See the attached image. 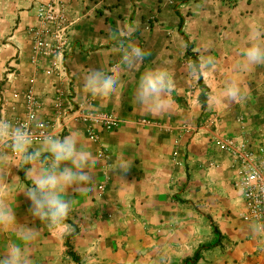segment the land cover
<instances>
[{
	"label": "crops",
	"instance_id": "0c3cea01",
	"mask_svg": "<svg viewBox=\"0 0 264 264\" xmlns=\"http://www.w3.org/2000/svg\"><path fill=\"white\" fill-rule=\"evenodd\" d=\"M51 1L29 0L24 9L0 12V107L3 99L10 106L17 105L16 115L8 111L7 119L25 111L23 94L31 88L32 79L35 93L45 103L40 118L51 115L54 79L49 71L56 59L35 63L32 49V31L40 26L37 8ZM62 1L69 18L75 20L68 64L77 101L86 105L87 112L116 113L122 124L119 131L102 133L96 141L86 137L84 125L69 126L68 131L79 132L80 142L94 157L88 169L93 184L79 192L69 189L71 224L49 227L32 217L31 202L19 193L27 184L21 176L24 172L26 178L25 170L19 168L22 162L16 157L0 162V204L13 208L18 221L0 227V257L27 225L37 230L27 245L33 264H77L67 247L73 225L79 232L70 241L81 264H134L130 248L137 238H142L143 252L166 257L165 264H183L208 243L214 247L202 254L198 264H264L258 235L235 216L234 162L227 154L222 158L210 153L207 130L198 128L201 121H215L234 136L244 132L264 137V65L238 67L240 49L250 34L257 29L264 33V0ZM129 27L134 31L124 44L133 43L148 55L131 69L121 67L116 91L93 97L84 89V75L89 69L119 62L122 45L114 33ZM189 44L198 58L210 55L216 60L205 74L213 79L211 91H219L231 77L242 84L246 98L200 106L201 78L193 81L186 72L188 60H195L187 54ZM13 61L17 73L7 81V67ZM156 68L166 69L175 84L168 97L171 107L161 113L148 111L135 99L141 74ZM143 120L160 126L144 125ZM102 150L110 155L109 160L101 156ZM122 161L126 171L119 170ZM103 181L107 187L98 199L97 188ZM187 206L201 207L206 213L188 211ZM92 245L98 255L92 252L85 261ZM147 264H158V260Z\"/></svg>",
	"mask_w": 264,
	"mask_h": 264
},
{
	"label": "clouds",
	"instance_id": "9594fccd",
	"mask_svg": "<svg viewBox=\"0 0 264 264\" xmlns=\"http://www.w3.org/2000/svg\"><path fill=\"white\" fill-rule=\"evenodd\" d=\"M132 31L134 29L131 27L118 28L114 33L113 38L122 45L121 57L115 66L89 69L84 75V89L93 97H105L116 91L120 86L121 67L131 69L148 55L133 43L124 44ZM240 58V68L264 65V33L259 29L250 34L249 42L240 49ZM215 65L216 60L210 55L189 59L186 64L187 76L193 81L203 78ZM174 89V81L166 69H147L139 78L135 99L148 111L161 113L171 107L168 97ZM245 98L242 84L229 77L219 91L213 89L207 94L206 103L217 106L222 102L237 103ZM0 145H3L0 162H6L10 157L19 158L22 162L23 167H17L25 170L24 181L27 184L19 193H23L31 202L30 215L49 227L60 225L71 215L73 199L68 195L70 188L79 192L88 188L85 185L93 184L88 169L94 157L80 142V134L76 130H69L63 136L51 130L41 131L37 137L22 124L0 119ZM127 169L126 162H119V170ZM16 222L15 210L7 204H0V227L11 226ZM249 230L253 235L264 234V220L252 221ZM36 231L27 225L18 231L15 241L0 257V264H33L27 245L36 238ZM95 247L92 245L87 249L85 261L95 251ZM165 260L166 257L160 256L158 264H165Z\"/></svg>",
	"mask_w": 264,
	"mask_h": 264
},
{
	"label": "built area",
	"instance_id": "2783aa9c",
	"mask_svg": "<svg viewBox=\"0 0 264 264\" xmlns=\"http://www.w3.org/2000/svg\"><path fill=\"white\" fill-rule=\"evenodd\" d=\"M37 17L40 26L33 29L32 49L33 60L54 57L55 63L50 68L53 76L54 94L50 98L48 119L40 118V111L45 108L43 97L34 91L35 80H31V88L23 94L24 112L21 116L7 119L6 114L11 111L16 115L17 105H9L3 99L0 107V119L11 120L22 124L34 136L41 131H54L63 136L73 123L84 125L88 139L96 141L102 133L117 132L121 128L122 120L116 113L87 112L86 105L77 101L75 93V79L69 68L72 53L69 51L71 34L75 20L70 19L62 0H53L46 4H39ZM17 73L15 62L7 67L6 80L11 81ZM148 126H160L159 123L143 120ZM216 122L211 125L215 128V135L210 137V143L216 144L234 162L235 175L232 183L239 194L241 204V220L250 225L254 220H264V137L251 138L244 132L239 135L222 138L218 136ZM101 156L109 160L106 150ZM106 181L97 188V198L102 199L106 190ZM260 248L264 253V234L258 235Z\"/></svg>",
	"mask_w": 264,
	"mask_h": 264
},
{
	"label": "rangeland",
	"instance_id": "374dc122",
	"mask_svg": "<svg viewBox=\"0 0 264 264\" xmlns=\"http://www.w3.org/2000/svg\"><path fill=\"white\" fill-rule=\"evenodd\" d=\"M29 2V0H0V12H16L17 10H19L20 8L21 9H24V7H26L27 3ZM199 86H201V92L199 94V105L200 106H203V108H205L207 105L206 103V99H207V94L211 91L212 87H213V79L209 78V77H206L205 76V79L204 78H201V80L199 81ZM200 122V121H199ZM202 125H199L198 128H205L207 130V134L205 133L204 135H206L207 137V140H209V143H210V137L214 136L215 135V128L214 126L211 125V123L209 122H203L201 121L200 122ZM217 126V133H218V136L219 137H222V138H226V137H232L234 136L233 134H228L226 129H222V127L224 125L222 124H216ZM226 128L228 129L229 126L227 125ZM232 128V126H231ZM184 130L187 129V131H189L188 127H183ZM241 130V128H240ZM251 138L253 139H257L259 138V136H256V137H253L250 135ZM208 144V146H211L209 148V151L210 153H213V155L216 157V156H221L222 158H225L228 157L219 147L216 146V144ZM216 166V165H215ZM232 190L234 192H236L234 186H233V183H232ZM233 199V202L234 205L236 206L237 210H236V214L235 216L238 217L239 219H241V204H240V199H239V196L238 194H234V196L232 197ZM237 201H238V204H237ZM239 205V206H238ZM186 209H188V211H196L197 213L199 214H205V210L201 207H190V206H187L185 207ZM230 213H232V210H230ZM235 213V212H234ZM71 219H73V216H69L65 221V223H68V224H71L72 222L70 221ZM71 234L69 235V252H73L74 248L72 246V240L70 241V237L72 236H75L76 233L79 232L78 228L76 226H71ZM217 229L214 227V232L215 234H217ZM139 241H142V238H137V240H135V243L134 245L130 248L132 255H133V262L134 264H147L148 261H151L152 263L154 261H157L158 260V257L159 255L154 253V254H151L150 256L147 255V252H143L142 250V244L139 242ZM212 247H214V244H205L203 246H201L199 249L201 248H209L211 249ZM207 251V250H206ZM96 254L95 256L98 255V250L94 251ZM74 253V252H73ZM204 253V252H203ZM150 257V258H149ZM194 257V256H193ZM80 259V258H79ZM150 259V260H149ZM192 259V258H191ZM77 263V262H76ZM77 264H81V260L79 263Z\"/></svg>",
	"mask_w": 264,
	"mask_h": 264
},
{
	"label": "trees",
	"instance_id": "16d2710c",
	"mask_svg": "<svg viewBox=\"0 0 264 264\" xmlns=\"http://www.w3.org/2000/svg\"><path fill=\"white\" fill-rule=\"evenodd\" d=\"M192 49H193V46L191 45V44H189V48H188V55L189 56H192V58L193 59H198V57H197V55H195L193 52H192ZM21 176H22V179H23V181H24V172L21 174ZM217 232V231H216ZM218 233V232H217ZM67 247L68 248H70V246H69V240H68V242H67ZM208 251V250H210L209 248H201V249H199L197 252H196V254L194 255V257L192 258V259H189V260H187V261H185V263H183V264H198L199 263V261H200V259H201V257H202V254H203V252H205V251ZM69 254L71 255V257L77 262V263H79L80 262V259L73 253V252H69Z\"/></svg>",
	"mask_w": 264,
	"mask_h": 264
}]
</instances>
